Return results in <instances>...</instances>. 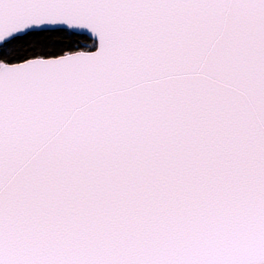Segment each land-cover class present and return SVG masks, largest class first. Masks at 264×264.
Instances as JSON below:
<instances>
[{"label": "snow or ice", "instance_id": "1", "mask_svg": "<svg viewBox=\"0 0 264 264\" xmlns=\"http://www.w3.org/2000/svg\"><path fill=\"white\" fill-rule=\"evenodd\" d=\"M0 264H264V0H0Z\"/></svg>", "mask_w": 264, "mask_h": 264}]
</instances>
